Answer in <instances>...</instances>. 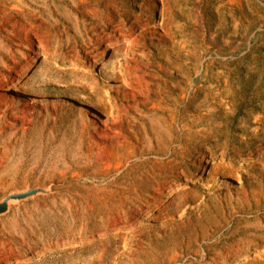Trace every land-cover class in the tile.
Masks as SVG:
<instances>
[{"label": "rangeland", "instance_id": "obj_1", "mask_svg": "<svg viewBox=\"0 0 264 264\" xmlns=\"http://www.w3.org/2000/svg\"><path fill=\"white\" fill-rule=\"evenodd\" d=\"M76 3L0 0V198L52 190L0 216V264H264V0ZM84 99L126 139L90 151Z\"/></svg>", "mask_w": 264, "mask_h": 264}, {"label": "bare ground", "instance_id": "obj_2", "mask_svg": "<svg viewBox=\"0 0 264 264\" xmlns=\"http://www.w3.org/2000/svg\"><path fill=\"white\" fill-rule=\"evenodd\" d=\"M77 3L76 5L74 6V15H76L77 19L80 20V19H84V20H87V19H90L91 16H95V19L93 20L94 22H99L101 24H107L110 23V21H113L114 19L116 18H119V17H126V19L131 15V13L133 14H136L137 13V8L134 4H137V2H139L140 0H126V3L125 2H122L121 5H126V13L123 12V10L121 9V7L119 8L118 6V3L116 0H76ZM129 4H133L134 6H128ZM129 12V13H128ZM142 16V12L136 17L137 19H140ZM128 20V19H127ZM92 21V22H93ZM123 21V20H122ZM100 25V24H98ZM98 27V26H97ZM42 47V45H41ZM122 80V79H121ZM18 79L14 80L15 84L17 83ZM118 82V81H117ZM115 82V83H117ZM147 83V82H146ZM145 83V84H146ZM104 84V83H103ZM102 84V85H103ZM144 84V83H143ZM115 85V84H114ZM147 86V85H146ZM145 86V87H146ZM100 87L99 86H96V89L94 91L97 92V89ZM148 87V86H147ZM100 89H102L100 87ZM99 89V90H100ZM65 92L66 93H74V96L70 97L69 99L70 100H73L74 102L78 101L79 99H82L80 98V96H78L76 93L78 92L77 90L71 88V89H66L65 88ZM227 98H231V95H230V91L228 90V88H225L224 92H223ZM76 94V95H75ZM169 94V93H168ZM41 96V95H40ZM44 96V95H43ZM15 97L19 98V99H22V98H28L31 96L22 91L21 89H17L16 92H15ZM42 97V96H41ZM29 98V99H30ZM33 98V97H32ZM79 98V99H78ZM172 98V97H171ZM225 98V97H224ZM226 99V98H225ZM44 100V99H43ZM169 101L167 103H165V108H161V111H163V113H167V118H165L166 122L168 123V125L170 126V128L172 129V132L175 133V129H174V123H176V119L172 118V117H169L168 115V112H169V108H168V105H169V102H171L170 99H168ZM83 102V105H82V114L83 113H92L93 116H92V120L94 122H96L97 124H100V126H103V130L101 132V134L98 135V138H96V135L95 134H90V130L88 131V135L89 136V150L90 151H95L97 149H100V147L104 146V148H110V147H113V144H114V141L116 140V138H121V139H126V130L124 129L125 126H122L121 124V128H118L120 129V131L118 132H115V133H111V131L113 130V127L119 123H122V121H117V120H114L111 116V118H107L106 119V116L108 117L109 115V111H108V106L104 107V106H100V107H95L93 106L92 104H90L89 102L82 100ZM111 101V100H110ZM174 102V101H173ZM242 103V102H241ZM110 104V103H109ZM45 105V104H44ZM171 105V104H170ZM39 105L36 103H33V105L30 107L33 109V111H37ZM189 107V106H188ZM53 108V107H52ZM57 108L58 107H55L53 108V113L56 114V121L59 120V117H58V111H57ZM167 108V109H166ZM41 109V108H39ZM48 110V109H47ZM166 110V111H165ZM171 111V109H170ZM255 111V109H254ZM173 112V111H172ZM37 113V112H36ZM39 114V113H38ZM51 114V113H50ZM171 114V113H170ZM49 115V114H48ZM84 115V114H83ZM112 115V114H111ZM177 116V115H176ZM192 115H190V111L188 109L184 110L181 115L179 116V122H181L183 124V128H182V131L185 134H187L190 130V124H191V120H192ZM61 117V116H60ZM175 117V116H174ZM55 118V117H54ZM82 118V117H81ZM252 118V115L249 116V119L247 120V125L245 126L244 130H243V133L245 134H248L250 132V126L253 124L251 122V119ZM260 118H264V114H262L260 116ZM54 120V119H52ZM61 120V119H60ZM63 121V120H62ZM82 121V119H81ZM59 122V121H58ZM254 122V121H253ZM57 123V122H56ZM125 123V122H124ZM96 125V124H95ZM124 125V124H123ZM192 126V125H191ZM83 127V126H82ZM86 129H89L88 127H86ZM258 129H261L258 128ZM86 131V130H84ZM87 132V131H86ZM84 133V132H83ZM182 133V134H183ZM119 144V143H118ZM122 145V144H121ZM241 145H243V143L241 142ZM118 146V145H117ZM115 146V147H117ZM120 146V145H119ZM123 146V145H122ZM174 161V160H173ZM149 172V171H148ZM149 177H156V175H151V174H148ZM140 183V182H139ZM138 184V183H137ZM141 187L143 189V187L145 186L144 182L141 181ZM137 186V185H136ZM21 259H26V256H17V257H14V258H11L8 260V264H13L14 262H19L21 261ZM26 263H28V260H24Z\"/></svg>", "mask_w": 264, "mask_h": 264}, {"label": "water", "instance_id": "obj_3", "mask_svg": "<svg viewBox=\"0 0 264 264\" xmlns=\"http://www.w3.org/2000/svg\"><path fill=\"white\" fill-rule=\"evenodd\" d=\"M50 193H52L50 188H28L21 191H15L4 199L0 198V216L7 214L14 204H18L22 201L35 198L40 195H48Z\"/></svg>", "mask_w": 264, "mask_h": 264}]
</instances>
